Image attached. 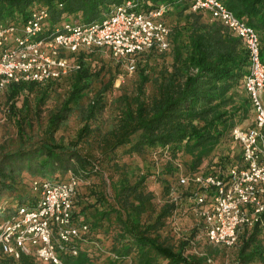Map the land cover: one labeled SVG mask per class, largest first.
Masks as SVG:
<instances>
[{"label":"trees","instance_id":"trees-1","mask_svg":"<svg viewBox=\"0 0 264 264\" xmlns=\"http://www.w3.org/2000/svg\"><path fill=\"white\" fill-rule=\"evenodd\" d=\"M124 1L0 0V20L19 23L44 6L49 25L40 38L47 39L55 28L99 24ZM220 1L255 29L264 63V0ZM138 2V11L170 6L163 17L169 46L135 56L130 81L115 88L123 66L105 49H80L60 55L75 66L65 75L0 92L2 125L12 133L0 141V220L34 205L31 181L70 173L72 217L88 230L76 256L59 255L63 264H211L219 254L225 264H264V215L241 227L232 247L214 246L196 214L193 181L224 179L241 165L231 131L252 120L245 46L208 12L190 11L188 0ZM181 212L196 222L184 235L175 223ZM200 233L205 251L197 253ZM0 264L51 263L0 248Z\"/></svg>","mask_w":264,"mask_h":264},{"label":"built area","instance_id":"built-area-1","mask_svg":"<svg viewBox=\"0 0 264 264\" xmlns=\"http://www.w3.org/2000/svg\"><path fill=\"white\" fill-rule=\"evenodd\" d=\"M190 11L208 12L240 38L248 54L249 68L242 80L249 99L252 120L236 126L231 139L241 150V165L228 170L224 179L197 175L193 179L199 194L196 214L204 222L208 243L232 247L241 227L253 226L264 215V63L260 56L259 36L254 28L238 18L220 0H188ZM138 0H125L111 10L99 24L88 28H55L47 39L41 34L49 25V12L38 5L19 23L0 20V92L11 83L44 82L65 75L75 66L61 54L80 49H105L124 70L135 72V56L156 49L165 51L169 28L163 20L170 7L138 11ZM31 181L37 196L30 209L18 208L0 220V248L18 259L22 253L43 262L63 264L61 253L76 256L77 242L87 232L86 225L72 217L76 180ZM180 184L185 178L180 177Z\"/></svg>","mask_w":264,"mask_h":264},{"label":"rangeland","instance_id":"rangeland-1","mask_svg":"<svg viewBox=\"0 0 264 264\" xmlns=\"http://www.w3.org/2000/svg\"><path fill=\"white\" fill-rule=\"evenodd\" d=\"M122 73L118 76L114 87L117 88L120 84L124 83L125 81H130L133 78V73L129 74L127 73L124 68L121 69ZM4 120L2 119V116L0 115V141L3 139H10L12 133L10 131H6L5 127L2 125V122ZM250 124L249 120L245 121L242 126H248ZM234 146V144H233ZM232 146V147H233ZM235 149V147H234ZM59 178H62L61 174H58ZM69 175L66 174L63 177V181L66 182L69 180ZM176 226H177V232L179 235H184L189 233V231L195 226V220L193 217H191L188 213H179L176 216ZM195 242L199 243L200 245L195 248V252L201 253L202 251H205L204 247L206 244V241L204 239V236L202 233L198 234L195 238ZM227 263V257L223 259L222 254H219L218 258L214 260L211 264H225Z\"/></svg>","mask_w":264,"mask_h":264}]
</instances>
